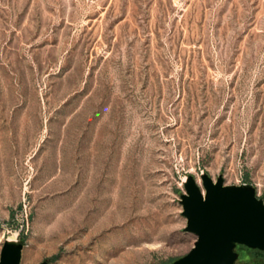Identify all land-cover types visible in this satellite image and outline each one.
Segmentation results:
<instances>
[{
  "label": "rangeland",
  "instance_id": "rangeland-1",
  "mask_svg": "<svg viewBox=\"0 0 264 264\" xmlns=\"http://www.w3.org/2000/svg\"><path fill=\"white\" fill-rule=\"evenodd\" d=\"M200 174L264 203V0H0V246L19 264H169Z\"/></svg>",
  "mask_w": 264,
  "mask_h": 264
},
{
  "label": "water",
  "instance_id": "water-1",
  "mask_svg": "<svg viewBox=\"0 0 264 264\" xmlns=\"http://www.w3.org/2000/svg\"><path fill=\"white\" fill-rule=\"evenodd\" d=\"M201 191L195 181L184 180L180 195L183 231L195 236L190 249L169 264H238L236 244L264 252V203L247 183L225 185L200 174ZM22 245L3 240L0 264H19ZM45 264V262L37 263ZM248 264V263H239Z\"/></svg>",
  "mask_w": 264,
  "mask_h": 264
}]
</instances>
